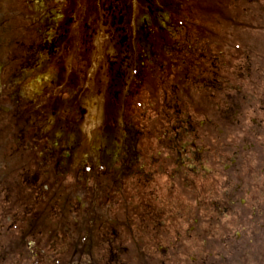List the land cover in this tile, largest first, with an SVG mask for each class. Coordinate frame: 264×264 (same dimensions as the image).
I'll list each match as a JSON object with an SVG mask.
<instances>
[{"label":"flooded vegetation","instance_id":"obj_1","mask_svg":"<svg viewBox=\"0 0 264 264\" xmlns=\"http://www.w3.org/2000/svg\"><path fill=\"white\" fill-rule=\"evenodd\" d=\"M58 2L0 0L3 103L7 51L33 67L57 51L55 20L72 28ZM92 2L106 33L130 40L141 144L120 161L62 162L0 107V264H264V0Z\"/></svg>","mask_w":264,"mask_h":264},{"label":"rangeland","instance_id":"obj_2","mask_svg":"<svg viewBox=\"0 0 264 264\" xmlns=\"http://www.w3.org/2000/svg\"><path fill=\"white\" fill-rule=\"evenodd\" d=\"M56 5L65 15L70 10L76 12L72 16V28L68 34H63V25L68 26L67 19L55 20L53 29L47 32L56 41L55 55L37 51L35 67L20 62L10 74L4 91L15 96L5 103L0 101V107L12 108L15 112L3 117L0 111V121L1 116L8 118L15 132L22 127L33 131L35 137L54 149L57 159L64 160L69 155L72 161L92 163L98 159L101 149L112 150L121 144V105L125 82L131 74V51L122 42L121 35L106 33L111 23L104 25L102 22L110 19L102 13L98 3L88 0L86 28L79 30L74 27L75 16L84 2L59 0ZM123 26H128V19H123ZM259 42L263 44L259 66L264 78V37ZM172 181L177 187L178 180L169 181L164 175L156 182L163 188L166 186L168 193ZM160 197V201H167L166 195Z\"/></svg>","mask_w":264,"mask_h":264}]
</instances>
